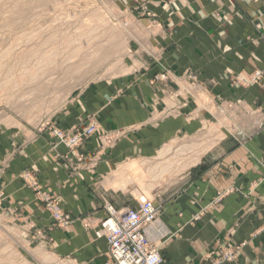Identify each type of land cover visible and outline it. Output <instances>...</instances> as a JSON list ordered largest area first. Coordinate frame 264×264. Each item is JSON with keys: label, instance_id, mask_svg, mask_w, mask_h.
I'll return each mask as SVG.
<instances>
[{"label": "rangeland", "instance_id": "1", "mask_svg": "<svg viewBox=\"0 0 264 264\" xmlns=\"http://www.w3.org/2000/svg\"><path fill=\"white\" fill-rule=\"evenodd\" d=\"M142 13L137 6L126 8L121 0H0V264H72L71 259L56 254L50 234L68 229L73 220L62 199L43 185L42 170L56 173L61 168L69 181L73 176L83 180L84 172H93L107 151L139 129L108 130L92 106L103 99L110 104L121 101L127 91L121 83L145 72L160 58L163 51L153 39L157 31L142 22L154 16ZM257 72L263 76L253 83ZM178 79L172 70L161 68L150 80L156 92L152 102L191 100L196 107L190 118H199L204 111L211 118L196 126L192 135L172 142L165 158L159 154L132 159L108 176L111 179L122 166L137 161L125 175V186L108 185L107 189L123 194L131 203L146 195L158 206V196L184 173L177 172V154L188 148L199 150L207 139L218 144L241 127L246 129L255 117L256 111L246 108L242 100L223 101L216 107L198 85L192 92L182 90L188 83L195 84V78ZM231 83L264 89V72H241ZM170 87L177 91L169 93ZM162 111L179 116L183 109ZM93 140L96 148L91 146ZM8 182L32 193L49 224L26 216L24 203L7 207L4 186ZM104 206L106 211L112 204ZM106 218L96 221L88 213L76 220L84 234L97 241L105 239L98 234ZM253 239L264 243V224ZM248 245L247 240L235 241L233 232L225 234L216 240L211 264H236Z\"/></svg>", "mask_w": 264, "mask_h": 264}, {"label": "crops", "instance_id": "2", "mask_svg": "<svg viewBox=\"0 0 264 264\" xmlns=\"http://www.w3.org/2000/svg\"><path fill=\"white\" fill-rule=\"evenodd\" d=\"M121 2L126 8L137 6L154 16L142 22L157 31L153 39L163 52L148 70L121 83L127 88L121 101L110 104L103 99L92 106L106 129L139 128L136 132L126 134L117 148L107 151L93 172H84L83 180L73 176L69 181L61 168L56 173L42 170L43 185L62 199L68 218L73 220L68 229L50 234L56 254L71 259L72 264H108L106 240L97 242L93 235L84 234L76 218L92 213L96 221L105 219L106 203L118 211L136 207L124 200L123 194L107 189L112 179L129 165L127 170L132 169L137 161L122 166L111 179L108 176L129 160L155 158L168 147L170 153L172 142L192 135L196 126L211 118L206 111L199 118H190L196 107L191 100L152 102L156 92L150 80L167 68L178 80L195 78V84L184 82L187 87L182 90L192 92L198 85L216 107L237 99L256 112L246 129L241 127L218 144L207 139L199 150L188 148L174 155L179 167L197 162L182 171V177L169 185V192L158 196V206L154 205L159 216L145 229V235L159 248L163 264H211L209 256L216 240L230 232L235 241L247 240L249 244L236 264H264V243L259 245L253 239L264 224V89H244L231 83L241 72H264V0ZM166 107L183 112L166 116L162 111ZM91 146L96 148V140ZM4 190L7 207L24 203L28 206L26 216L49 224L48 215L38 208L30 191L16 182H8Z\"/></svg>", "mask_w": 264, "mask_h": 264}, {"label": "built area", "instance_id": "3", "mask_svg": "<svg viewBox=\"0 0 264 264\" xmlns=\"http://www.w3.org/2000/svg\"><path fill=\"white\" fill-rule=\"evenodd\" d=\"M262 76L257 72L252 82L257 83ZM136 203V207L124 211L106 208L107 218L98 236L107 242L110 264H163L159 248L145 235V229L157 220L159 209L145 197Z\"/></svg>", "mask_w": 264, "mask_h": 264}, {"label": "bare ground", "instance_id": "4", "mask_svg": "<svg viewBox=\"0 0 264 264\" xmlns=\"http://www.w3.org/2000/svg\"><path fill=\"white\" fill-rule=\"evenodd\" d=\"M43 3V2H42ZM171 147V146H170ZM190 150V149H189ZM169 151H170V148L168 147V148H166L163 152H162V154H161V157H164V156H166V155H168V154H170L169 153ZM165 158V157H164ZM167 159V158H166ZM197 162V160H194L193 162H191V163H189V164H187V165H185V166H181V167H179L178 168V170H177V172L178 173H180V172H182V171H184L188 166H190V165H192V164H195ZM140 165V164H139ZM127 166V165H126ZM130 166V165H129ZM128 166V167H129ZM125 167V166H124ZM127 167V168H128ZM140 167V166H139ZM127 168L125 169V170H123L122 171V173L113 181V179H112V184L110 185V186H112L113 188H122V186H125V183H124V180H125V175H127L126 174V172L128 171L127 170ZM163 169V168H162ZM129 171H130V169H129ZM166 171V170H165ZM174 173V172H173ZM140 195V194H139ZM140 197H145V198H148V196H146V195H141ZM140 197H138V198H140ZM46 259V258H45Z\"/></svg>", "mask_w": 264, "mask_h": 264}]
</instances>
